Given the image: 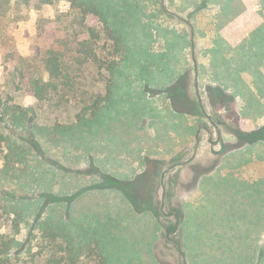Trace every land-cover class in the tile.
I'll list each match as a JSON object with an SVG mask.
<instances>
[{
	"label": "rangeland",
	"instance_id": "1",
	"mask_svg": "<svg viewBox=\"0 0 264 264\" xmlns=\"http://www.w3.org/2000/svg\"><path fill=\"white\" fill-rule=\"evenodd\" d=\"M129 1H135L144 15L138 17V25L128 22L125 26L129 35L134 30L130 39L131 54L124 61L131 66L130 70L124 65L115 73L109 99L92 120L86 119V124L90 121L89 126L75 127L66 135L57 134L51 128L53 132L47 138L37 136L43 157L50 162L47 165L37 157L42 162L35 168L38 182L47 185L54 171L53 192L63 187L68 196L77 194L71 203L74 222L70 233L74 256L81 249H89V242L96 246L103 264H176L172 251L174 245L166 243L158 229L160 220L165 223L177 220L174 215L166 217L159 213L161 198L157 189L154 204L148 200L145 202L152 206L148 213L133 211L127 201L130 192H125L124 197L121 190L109 187L101 186V190L87 192L84 189L99 182L107 186L110 183L107 176L124 182L135 177L136 184L141 182L146 186L147 195L155 188L150 179L158 169L154 162L162 161L167 165L174 154L181 155L183 161L189 159L193 131L200 123L209 122L201 116L195 101L197 78V88L207 115L211 114L208 118L214 130L208 143L206 131L200 133V146L192 163L168 174V177L175 176L177 181L184 183L180 189V186L176 188L177 195L171 200L172 205L180 208L178 217L182 222L181 231L172 236L178 242L179 238L186 242L188 263L264 264V181L247 184L221 175L226 172L225 175L264 174V142L250 146L242 144L231 126L236 122L241 131L252 132L264 125L262 0H251L252 3L247 0L245 15L234 22L233 16L239 17L242 13L240 0H219L220 5L213 3L219 1L211 3L210 0L201 9L195 5L199 0H164L167 9L172 11L164 14L159 11V0ZM184 5L187 6L182 10ZM10 7H14L13 0ZM68 10L66 1H57L53 5L42 6L40 10L29 9L25 20L7 25L3 31V21L0 22V91L5 84V53L15 50L21 56H28L35 45L38 19H54L57 12ZM15 14L8 17L10 21ZM113 20L118 31L122 32L126 48L129 36L123 34L124 21L121 17ZM242 25H245V37L241 45L234 48L222 34L227 26H231L230 33L238 34ZM192 33L194 37L191 40ZM8 37L10 44H6ZM193 56L198 65L197 75L192 64ZM220 82L228 84L224 88L226 94H223L224 99H231L228 105H233L232 95L236 97L237 110H231L236 117L225 113L223 106L226 102L220 97L221 93L213 92V87H218ZM16 103L35 108L36 101L29 96H19ZM37 111L38 119L27 124L26 129L8 126L4 135L29 140L32 123L35 127H52L54 120L58 119L60 123L69 124L73 123L76 113L72 106L47 115L42 110ZM243 149L245 152L240 153L241 158L235 159L250 158L251 164L232 168L228 167V162L223 164L226 161L223 159L228 161L230 154ZM5 153L0 152V169L4 168ZM59 169L66 170L67 174ZM165 169L166 166L159 173ZM211 172L213 175H201ZM20 186V183L0 174V195L32 197L37 190L34 187L27 192V189L20 190ZM184 189H194L200 194L197 197L193 192L181 198ZM139 194L144 195L142 190ZM142 196L141 200L136 195L131 199L142 201ZM194 198L195 202L186 200ZM68 209L67 203L51 205L49 212L42 216L52 212L57 218H65ZM169 209L168 205L164 212ZM77 229L83 232L82 239L77 237ZM159 231L163 233V230ZM2 232L3 229L0 230ZM25 232L27 228L22 229L18 238L23 239ZM39 238L37 234L36 243H39ZM36 245L34 251L39 250L40 244ZM169 251L171 256H168Z\"/></svg>",
	"mask_w": 264,
	"mask_h": 264
},
{
	"label": "trees",
	"instance_id": "2",
	"mask_svg": "<svg viewBox=\"0 0 264 264\" xmlns=\"http://www.w3.org/2000/svg\"><path fill=\"white\" fill-rule=\"evenodd\" d=\"M57 1H66L69 10L57 12L54 19H38L31 53L24 57L11 50L4 55L5 84L0 91V129L3 130L0 132V152L6 153L0 174L20 183V190L31 192L34 187L37 190L32 197L0 195L3 202L0 201V230L3 229L0 233V264H103L96 246L89 242V249H81L74 256L70 233L74 222L71 203L77 194L68 196L63 187L54 193L51 185L56 177L54 171V177L47 185L38 182L35 168L42 164L41 161L47 165L50 162L43 157L37 136L47 138L53 131L61 135L69 134L75 127L84 126L88 117L92 120L96 116L109 99L115 73L127 64L124 61L131 54L130 39L134 30L129 35L125 26L128 22L138 25V17L144 15L135 1L129 0H13L14 7H10L12 0H0L1 30L11 23L25 20L29 9L40 10L42 6L53 5ZM262 3L264 5V0ZM198 6L205 8L207 1L203 0ZM159 11L164 14L161 7ZM14 13L17 14L10 21L8 17ZM114 17H121L124 21L123 34L129 36L126 48L122 32L113 23ZM7 43L10 44L9 37ZM130 67L126 65L127 70ZM19 96L34 98L35 108L16 103ZM68 106L76 110L73 123L64 124L55 119L50 128L45 125L35 127L32 123L29 140L3 133L8 126L26 129L27 124L38 119L37 109L47 115ZM89 122L84 127L89 126ZM234 135L248 146L264 142V125L252 132L234 131ZM51 167L57 170L55 166ZM62 173L67 174L66 170ZM109 182L107 186L93 183L84 190H101V186L115 189L118 186L113 180ZM65 203L69 205L67 217L57 218L52 212L42 216L44 212H49L51 205ZM23 228H27V232L23 234V239H19ZM168 232L174 233V228ZM76 233L78 238L84 235L79 229ZM37 234L40 235L39 243H36ZM36 244L40 247L34 251Z\"/></svg>",
	"mask_w": 264,
	"mask_h": 264
},
{
	"label": "flooded vegetation",
	"instance_id": "3",
	"mask_svg": "<svg viewBox=\"0 0 264 264\" xmlns=\"http://www.w3.org/2000/svg\"><path fill=\"white\" fill-rule=\"evenodd\" d=\"M202 114L204 113L203 111H201ZM203 117H206L207 120L209 121L208 123H202L195 134L194 137V146H193V150L191 151V156L189 159L184 160L183 161V157L181 155H175L172 156L169 160H168V164L166 165L165 162L159 161L157 164L154 162V166H157V172L151 177L150 175V179L151 181H153V187L155 186V188L151 189L150 192L148 191L147 195L145 194L146 191V186H144L141 182H139L138 184H136V178L134 177V179H132V181L128 180L127 182L124 180L122 181H117L116 178H112V177H108L110 180H113L115 182L118 183V186L115 187V189H118L119 191L121 190L122 195L125 197V192H130V198L128 197L127 201L132 205L133 207V211L135 212H140V211H144L147 212L149 211V209L152 207L150 204H146V200H148L149 203H151L152 205L154 204V199L155 196L157 194V191L159 192L158 194L160 195L159 197L161 198V200H159V213L161 215H165L166 217H169L170 215H174L175 219L177 220L175 223L172 222H168L165 223L164 221L160 220L159 223V229L163 230V233H160L161 235H164L165 241L166 243L168 242L171 245H174V251H175V261L176 264H189L186 260V250L183 247V240L181 238H179V242L176 241L174 239V237L172 236L173 234H175L178 230L181 231V221L178 217V215H180L181 210L180 208H176V206L172 205L171 200L174 196L177 195L176 188L178 187L177 183V178L174 176V178H170L168 177V174L175 170L176 168H186L190 163H192V161L196 158L197 156V151H198V147L200 145V133L203 131H206L207 135H206V142L208 143L211 140V136L214 130L213 124L212 122H210L209 118L207 115L203 114ZM197 141V142H196ZM150 161V160H149ZM164 166H166L165 171H162L163 173H159V171L162 170V168H164ZM193 173V172H192ZM197 174H200V172H198ZM201 175H206V174H201ZM158 180V181H157ZM158 182V183H157ZM129 183V184H128ZM156 183V184H155ZM167 185V186H166ZM168 187V188H167ZM157 189V191H156ZM144 193V195L142 196V194H139V192ZM137 193V194H136ZM157 194V195H158ZM138 196L140 197V200L142 199L141 196L144 198L142 201H138L137 199H131L132 196ZM122 196V198H123ZM156 203V202H155ZM138 204V205H136ZM170 207L169 210H167V212H164L166 206ZM156 206V205H155ZM157 208V206H156ZM138 210V211H137ZM156 212V211H155ZM174 228V233H169V229Z\"/></svg>",
	"mask_w": 264,
	"mask_h": 264
},
{
	"label": "crops",
	"instance_id": "4",
	"mask_svg": "<svg viewBox=\"0 0 264 264\" xmlns=\"http://www.w3.org/2000/svg\"><path fill=\"white\" fill-rule=\"evenodd\" d=\"M160 1V5H161V8L163 9V12L164 13H167V12H172V11H170V10H167L166 11V8H164V7H166L165 6V4H164V0H159ZM170 1H172V0H170ZM203 0H199L198 1V3L197 4H195L196 6H198L199 4H201V2H202ZM207 1V5H208V3H210V0H206ZM215 1H219V0H215ZM241 1V3H242V13H240V16L239 17H237L236 15L235 16H233V17H235L232 21L234 22V21H239L241 18H243V17H241V16H244L245 15V4H247V0H240ZM213 2V0H211V3ZM250 2H251V0H250ZM172 3V2H171ZM214 4H216V5H220V1L219 2H213ZM229 4H230V2H228ZM252 3V2H251ZM222 6H223V8H224V4L222 3L221 4ZM185 6H187V5H184V7L182 6L181 8H182V10L184 9L185 10ZM194 14V13H193ZM228 16V15H227ZM226 16V17H227ZM229 17H231V16H229ZM228 19V18H227ZM226 19V20H227ZM231 21V20H230ZM230 27L231 26H227L225 29H224V32H223V34H222V36H224L227 40H228V42L230 43V44H232V46L235 48V46H239V45H241V43H242V38L243 37H245V33L243 32V31H245V25H242V27H240V29H239V33L238 34H236V33H230L229 32V30H230ZM244 33V34H243ZM233 34V35H232ZM194 37V33H192V35H191V40H192V38ZM220 40L221 41H223L224 43H225V41L222 39V37L220 36ZM226 44H228V43H226ZM229 45V44H228ZM230 46V45H229ZM228 46V47H229ZM226 47H223V49H225ZM194 49V47H193V45H192V50ZM233 51V50H232ZM192 64H193V66H194V71H195V74L197 75L198 74V71H197V69H198V65H196V62H195V58H194V56H193V58H192ZM195 85H196V92H195V101H197V104H198V107H199V110H200V113H201V116L203 115V114H205V115H207V112L205 111V109H204V105H203V101H202V97H201V95L199 94V89L197 88V86H198V81H197V78H195ZM244 80V78L242 77L241 78V81L242 82H244L243 81ZM228 84H226V83H224V82H220L219 84H217V86L218 87H216V88H218V89H214V87H213V92L215 93L216 91L217 92H219V93H221V96L220 97H222V99L224 100V102H226V104H224L225 106H223L224 107V109H225V113L227 112V113H230V114H233V116L234 117H236L235 115H234V113L232 112V111H236L237 109H236V102L234 101L235 100V98L236 97H234V94L232 95V97H233V102H231V103H233V105H228L227 103H229V101L231 100H229V98H228V100H226V99H224L223 98V94H226L225 92V87L227 86ZM214 90H216V91H214ZM229 91V90H228ZM238 95L240 96L241 95V97L243 96V94L241 93V91L240 90H238ZM260 94H262V93H260ZM253 96H255V94H253ZM194 101V100H193ZM228 105V106H227ZM229 106H231L232 107V109H231V107L229 108ZM228 109V110H227ZM232 110V111H231ZM201 111H203L204 113L202 114V112ZM207 116H211V114H208ZM230 123V122H229ZM202 123H200L199 124V126L201 125ZM199 126H197L196 128H195V130L193 131V146H194V137H195V134H196V131H197V129H198V127ZM231 126L233 127V129H235V131H241L242 129L239 127V124L238 123H233V124H231ZM243 132V131H242ZM200 146V145H199ZM199 148V147H198ZM192 150H193V147H192ZM250 149H248V151H249ZM243 152H245V149H243V150H241L239 153H237V151H236V153L234 154V153H232V154H230V158H229V160L227 161V159H223V160H226L223 164L224 165H226L227 164V162H228V167L229 168H232V167H234V166H239V167H241V166H245V165H248V164H251L252 162H251V160L252 159H250V158H247V159H244V157L241 159L242 161H240V160H238V159H235V157H238V158H241V154L240 153H243ZM251 152H248L247 154H250ZM238 154H240V155H238ZM238 155V156H237ZM240 156V157H239ZM222 160V159H221ZM242 162V163H241ZM214 172V171H213ZM213 172H211V173H209V174H206L207 176L208 175H213ZM227 173V172H226ZM226 173H224V174H221V175H223L222 176V178H230L232 181H239V182H245V183H247V184H252V183H259V182H263L264 181V174L262 175V174H240V173H228L227 175H225ZM186 181V180H185ZM178 183L180 184V185H177V186H180L178 189H180L181 188V186H182V184H184L182 181L181 182H179L178 181ZM185 185H187V184H185ZM187 188V187H186ZM183 192V194H182V197H181V195H180V197L181 198H183V197H187V196H189V194L190 193H193V192H195V193H197L196 194V196L198 197V194H200L199 193V191H197V190H192V191H190V190H183V191H181V193ZM196 196H195V198H196ZM191 198V197H190ZM195 198H194V200H190V199H186L187 201H193V202H195ZM160 229H158V233L160 234V231H159ZM191 245L189 244V247H190ZM183 247H184V249L186 250V254H187V246H186V242H184L183 243ZM170 248V247H169ZM172 251H174L173 249H172ZM167 253V252H166ZM174 253H175V251H174ZM168 256H171V253H170V251L168 252ZM173 255V254H172ZM173 256H175V254L173 255ZM189 264H193V263H189Z\"/></svg>",
	"mask_w": 264,
	"mask_h": 264
},
{
	"label": "water",
	"instance_id": "5",
	"mask_svg": "<svg viewBox=\"0 0 264 264\" xmlns=\"http://www.w3.org/2000/svg\"><path fill=\"white\" fill-rule=\"evenodd\" d=\"M162 1V0H161ZM197 142V141H196Z\"/></svg>",
	"mask_w": 264,
	"mask_h": 264
}]
</instances>
